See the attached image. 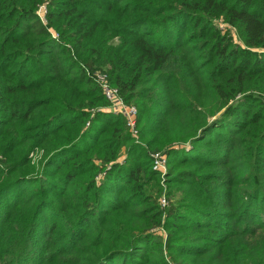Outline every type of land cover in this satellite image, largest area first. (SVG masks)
<instances>
[{
	"label": "trees",
	"instance_id": "trees-1",
	"mask_svg": "<svg viewBox=\"0 0 264 264\" xmlns=\"http://www.w3.org/2000/svg\"><path fill=\"white\" fill-rule=\"evenodd\" d=\"M0 264H264V0H0Z\"/></svg>",
	"mask_w": 264,
	"mask_h": 264
},
{
	"label": "built area",
	"instance_id": "built-area-1",
	"mask_svg": "<svg viewBox=\"0 0 264 264\" xmlns=\"http://www.w3.org/2000/svg\"><path fill=\"white\" fill-rule=\"evenodd\" d=\"M91 77L101 87L103 97L108 103L106 111L122 116L124 118L126 128L130 132L131 136L136 139L138 136V112L136 107L124 102V100L119 96L117 90L109 85L105 73L95 71L91 74ZM86 125L88 126V123ZM151 159L152 169L159 172L163 178L167 169V158L165 153L158 152L152 154ZM160 205L162 207L166 206V200L164 197L161 198Z\"/></svg>",
	"mask_w": 264,
	"mask_h": 264
},
{
	"label": "rangeland",
	"instance_id": "rangeland-1",
	"mask_svg": "<svg viewBox=\"0 0 264 264\" xmlns=\"http://www.w3.org/2000/svg\"><path fill=\"white\" fill-rule=\"evenodd\" d=\"M38 14H39V16L41 17V19L44 21V23L46 24L47 23V21H46V19H45V14H46V6H41L40 8H39V10H38ZM56 36V38H57V35H55ZM86 126V125H85ZM186 146V145H185ZM175 148H179L180 146L179 145H176V146H174ZM161 152H163V151H161ZM124 156H125V154L124 153H122L121 154V157L119 158V161H122L123 159H124ZM31 157H33L32 159L34 160V159H37V155H33V154H31ZM166 178H167V176H166V173H165V175L163 176V178H162V181H161V185L163 186V188H162V195L160 196V198H158V205L160 206V208L161 209H163L164 211L166 210V209H168L169 207H170V205H171V202L172 201H174V200H176L175 199V197L176 198H179L180 197V193H179V191L177 190V187H181V186H183V185H177V187L175 188L174 187V189H173V191H172V197H171V201L169 202V200L167 199V197H166V195H165V192H167L168 191V184L166 183ZM167 189V190H166ZM127 195L126 194H124V197H126ZM162 197H164L165 198V200H166V206L165 207H162L161 205H160V200H161V198ZM178 210H180V211H184L183 209H178ZM161 235H164V232L163 231H161V232H159Z\"/></svg>",
	"mask_w": 264,
	"mask_h": 264
}]
</instances>
